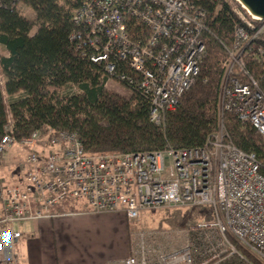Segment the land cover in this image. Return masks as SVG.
Segmentation results:
<instances>
[{
    "label": "built area",
    "instance_id": "2783aa9c",
    "mask_svg": "<svg viewBox=\"0 0 264 264\" xmlns=\"http://www.w3.org/2000/svg\"><path fill=\"white\" fill-rule=\"evenodd\" d=\"M226 2L237 22L222 63L218 130L202 147L89 155L76 133L46 129L16 141L9 123L0 141V264H19L15 224L53 218L66 202H83L91 214L120 213L128 222L182 207L212 217L190 233L199 247L189 235L185 246L149 259L138 234L140 260L132 251L123 264H254L242 251L264 264V175L255 154L237 148L225 129L232 115L264 140V93L246 68L250 61L264 66V18ZM72 20L79 31L69 40L103 66L105 87L117 83L146 100L149 122L163 129L199 72L206 12L188 0H83ZM13 145L26 154L8 183L1 169Z\"/></svg>",
    "mask_w": 264,
    "mask_h": 264
},
{
    "label": "trees",
    "instance_id": "16d2710c",
    "mask_svg": "<svg viewBox=\"0 0 264 264\" xmlns=\"http://www.w3.org/2000/svg\"><path fill=\"white\" fill-rule=\"evenodd\" d=\"M188 1L206 12V52L194 84L161 129L149 122L146 100L107 90L103 66L81 56L70 42L79 31L73 13L83 0H0V45L7 53L0 56V141L11 123L16 141L46 129L76 133L89 155L202 147L218 130L222 63L237 21L226 0ZM19 4L35 14L34 22L19 12ZM246 68L264 93V66L250 61ZM225 129L237 148L255 154L264 175L261 136L228 114ZM190 241L195 248L201 245L197 234Z\"/></svg>",
    "mask_w": 264,
    "mask_h": 264
},
{
    "label": "crops",
    "instance_id": "0c3cea01",
    "mask_svg": "<svg viewBox=\"0 0 264 264\" xmlns=\"http://www.w3.org/2000/svg\"><path fill=\"white\" fill-rule=\"evenodd\" d=\"M33 16L35 19L34 13ZM33 30L31 35L36 33V28ZM0 48L1 55L7 56L4 47ZM18 160L12 159V155L4 158L1 176L8 183L17 172ZM55 212L53 218L13 226L21 233L12 249L19 264H123L132 251L137 252L140 260L139 236L135 241L130 232L131 222L123 214L87 213L83 202L63 203ZM149 250V259L161 251Z\"/></svg>",
    "mask_w": 264,
    "mask_h": 264
},
{
    "label": "rangeland",
    "instance_id": "374dc122",
    "mask_svg": "<svg viewBox=\"0 0 264 264\" xmlns=\"http://www.w3.org/2000/svg\"><path fill=\"white\" fill-rule=\"evenodd\" d=\"M18 9L26 19L30 22H34L33 12L28 7H22L20 5ZM33 32L34 30L31 33ZM2 53L3 50L0 48V56ZM106 89L125 99L131 96L122 85L117 83H108ZM25 154L26 152L22 148L18 145H13L5 153L3 158H7L10 155H12V159L18 157V164L23 161ZM16 165L14 168H16ZM211 218L212 217L203 210L189 207L168 208L159 211H145L141 213L136 221L131 222L129 226L132 237H135V241L138 238L136 235H143L145 248L148 247V249H160L163 252H169L185 246L192 230L195 229L197 225L210 222Z\"/></svg>",
    "mask_w": 264,
    "mask_h": 264
},
{
    "label": "water",
    "instance_id": "95a60500",
    "mask_svg": "<svg viewBox=\"0 0 264 264\" xmlns=\"http://www.w3.org/2000/svg\"><path fill=\"white\" fill-rule=\"evenodd\" d=\"M245 13L256 21L264 18V0H233Z\"/></svg>",
    "mask_w": 264,
    "mask_h": 264
},
{
    "label": "snow or ice",
    "instance_id": "6c2138e0",
    "mask_svg": "<svg viewBox=\"0 0 264 264\" xmlns=\"http://www.w3.org/2000/svg\"><path fill=\"white\" fill-rule=\"evenodd\" d=\"M5 236H7V234H5Z\"/></svg>",
    "mask_w": 264,
    "mask_h": 264
}]
</instances>
